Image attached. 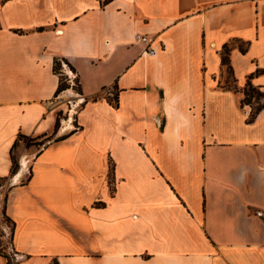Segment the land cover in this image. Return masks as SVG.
Returning <instances> with one entry per match:
<instances>
[{"label":"crops","instance_id":"1","mask_svg":"<svg viewBox=\"0 0 264 264\" xmlns=\"http://www.w3.org/2000/svg\"><path fill=\"white\" fill-rule=\"evenodd\" d=\"M0 179V264H264V0H0Z\"/></svg>","mask_w":264,"mask_h":264},{"label":"trees","instance_id":"2","mask_svg":"<svg viewBox=\"0 0 264 264\" xmlns=\"http://www.w3.org/2000/svg\"><path fill=\"white\" fill-rule=\"evenodd\" d=\"M228 52H229V47L225 46L224 52H223V63L228 66L229 72L231 73L232 69L230 67L229 59L227 56ZM61 67H62L61 66V59L56 58L54 61L53 69L59 75V84H58V88L56 91L57 95H59L61 92H63L64 90H66L68 88V84L65 81V77L63 76V73L61 71V69H62ZM77 89L80 92V86L78 83H77ZM262 97H263V94L256 87H253L250 81H248L246 84V87H245L244 97L242 99V103L243 104L244 103H252L253 99L257 102V106L254 108V110L251 114L250 120H252L255 117L256 113L262 108L263 104L259 103V101ZM59 123H60V117H58V119H57L56 128H58ZM62 138H64V137H62ZM22 139L29 140V141L31 140L27 136L20 134L14 143L13 150L17 147L19 141ZM11 154H12V161H13V170L12 171L14 173L18 168V162L16 160V155H14L13 153H11ZM4 215H6L5 209H4Z\"/></svg>","mask_w":264,"mask_h":264},{"label":"rangeland","instance_id":"3","mask_svg":"<svg viewBox=\"0 0 264 264\" xmlns=\"http://www.w3.org/2000/svg\"><path fill=\"white\" fill-rule=\"evenodd\" d=\"M62 68V67H61ZM62 71V70H61ZM63 73V72H62ZM76 74V73H75ZM63 76L66 78V73H63ZM75 83L77 84L78 83V81H77V76H76V78H75ZM66 81V80H65ZM67 83V82H66ZM75 91L74 92H78L79 93V90L77 89V86H75V89H74ZM74 92H72V91H70V92H65V91H63V92H61L58 96H57V98L58 99H62V101H64L63 103H66V105L73 111V108H71V106H72V104H74V105H76V101L74 100L75 99V97H78V95L76 94V93H74ZM110 97H112V96H110ZM261 100V99H260ZM77 103H79V100H77ZM259 103H261L260 101H259ZM84 104H85V102H81V104H77V108L79 109L80 107H82L83 108V106H84ZM257 106V105H256ZM255 106V107H256ZM64 117V115L61 113V115H60V118H63ZM69 118H71V115H68L67 114V117H66V120H68L69 121ZM75 118H76V114L74 115V121H73V124H75V127L78 125L77 123V119L75 120ZM23 140V142L24 143H27L28 145H36L37 146V148L38 149H40V148H42L48 141H49V139H42V140H40V141H38V140H36V139H31L30 141L29 140H24V139H22ZM51 140V139H50ZM16 157H17V153H16ZM8 180V179H7ZM6 179H0V204L2 203L3 204V202H4V200L3 199H5V197H6V193H7V190H8V188H9V183H8V181H7ZM3 223L5 224V225H9V227L11 228L10 230H8V232H9V236L8 237H10V235H11V232H12V225H11V223H10V221H9V218L7 217V215H4L3 216Z\"/></svg>","mask_w":264,"mask_h":264},{"label":"built area","instance_id":"4","mask_svg":"<svg viewBox=\"0 0 264 264\" xmlns=\"http://www.w3.org/2000/svg\"><path fill=\"white\" fill-rule=\"evenodd\" d=\"M138 38L140 41L145 42V43H150L151 39L147 36V35H138ZM154 49L149 46L145 49L144 53H153ZM61 66H62V72L66 73V82L68 84V88L66 90H64L65 92H74L75 90V86H77V84L75 83V78H76V74L75 72L68 66V64L64 61H61ZM76 93L78 96L80 95L78 92H74ZM62 100V99H60ZM76 103V102H75ZM77 104V103H76Z\"/></svg>","mask_w":264,"mask_h":264}]
</instances>
